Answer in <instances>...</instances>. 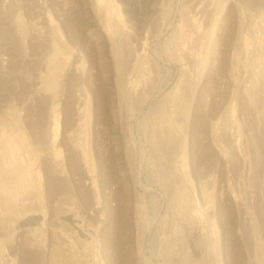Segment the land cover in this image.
<instances>
[{"label": "rangeland", "instance_id": "rangeland-1", "mask_svg": "<svg viewBox=\"0 0 264 264\" xmlns=\"http://www.w3.org/2000/svg\"><path fill=\"white\" fill-rule=\"evenodd\" d=\"M262 50L264 0H0V261L264 264Z\"/></svg>", "mask_w": 264, "mask_h": 264}, {"label": "bare ground", "instance_id": "bare-ground-1", "mask_svg": "<svg viewBox=\"0 0 264 264\" xmlns=\"http://www.w3.org/2000/svg\"><path fill=\"white\" fill-rule=\"evenodd\" d=\"M115 14V13H114ZM112 16V15H111ZM113 18V17H112ZM111 18V19H112ZM114 27V26H113ZM113 27H111V28H113ZM116 29L115 30H113L112 31V33H111V37L110 38H112V37H116L115 35H117L116 34ZM118 33V32H117ZM183 48V47H182ZM135 49V48H134ZM263 52H262V56L261 57H259L261 60H259V61H257L256 62V64H257V66L258 67H256L254 70L257 72V71H262V72H264V50H262ZM137 56V55H136ZM58 96V95H57ZM57 98H56V96L54 95L53 97H52V100H53V102L56 100ZM82 101H83V99L82 98H79L78 100H77V103H78V105H80L81 103H82ZM55 122V121H54ZM56 126H57V123H56ZM13 131V130H12ZM18 133L17 134H15L14 133V131H13V138H14V143L12 144V145H10L9 147H8V151H7V154H8V158L7 159H3V162L1 163V165H3L4 166V168H5V170H6V172H8V175L7 176H5V177H0V179H2V183L1 184H3V185H5V186H1L0 185V188L2 187V188H4V187H14V188H16L17 187V185H26L25 183H27V178H26V176L25 175H23V171L24 170H22V172H21V170L20 169H27V167L25 166H23V160L19 157V150L24 146H26V143H27V138H26V134H25V132L22 130V129H20V128H18ZM56 132H57V130H56ZM15 142L16 143H18L19 142V146L18 145H16L15 144ZM27 147H28V145H27ZM1 176V175H0ZM36 180V179H35ZM34 180V181H35ZM1 182V181H0ZM30 182H33V181H30ZM30 182H29V184H30ZM35 182H37V181H35ZM28 184V183H27ZM32 185V184H31ZM34 185V184H33ZM32 185V186H33ZM35 185H37V184H35ZM38 185H40V180L38 179ZM30 186V185H29ZM8 187V188H9ZM19 187V186H18ZM27 186H25L24 188H26ZM34 187V186H33ZM21 188L22 187H20V190H21ZM29 188H31V187H29ZM35 188V187H34ZM39 188L41 189V187L39 186ZM5 189H7V188H5ZM11 189H13V188H11ZM16 189H18V188H16ZM27 189H28V187H27ZM33 189V188H32ZM37 189V188H36ZM3 190V189H2ZM9 190H10V188H9ZM8 190V191H9ZM15 190V189H14ZM24 190V189H23ZM8 191H6V192H8ZM26 191V190H25ZM41 191V190H40ZM2 192H4V191H2ZM18 193V192H17ZM21 193H23L22 191H21ZM14 194V193H13ZM28 194V193H27ZM23 195V194H22ZM17 196V195H16ZM21 196V195H20ZM10 197V196H9ZM12 198L14 197L13 195L11 196ZM5 199V198H4ZM8 200V199H7ZM7 202V201H6ZM3 203V202H2ZM5 204H7V203H5ZM127 205V204H126ZM26 209H27V207H26ZM262 210H264V206H262ZM73 217V216H72ZM75 217V216H74ZM203 218V217H202ZM76 219H78V218H76ZM172 220V219H171ZM186 220V219H185ZM32 221H37V219H30L29 220V222H32ZM170 221V220H169ZM173 222V221H172ZM171 222V223H172ZM27 223V222H26ZM34 223V222H33ZM173 224V223H172ZM192 225V227H193V224H191ZM74 226H76L77 227V225H75L74 224ZM180 227H181V231L183 232H185V230H187V229H189L190 227H189V224H187V222H182L181 224H180ZM80 228V227H79ZM169 229H170V227H169ZM172 230V229H171ZM190 230V232H189V234H188V252L189 253H191V255H189V256H192V254H197V252L200 250V253H202L203 252V249H202V247L199 245V246H197V242H196V240H194V238H195V235H197L196 233H198L199 232V230H197L196 229V227H193V228H190L189 229ZM263 230V229H262ZM77 231V230H76ZM75 231V232H76ZM188 232V231H187ZM76 233H78V234H81V231H77ZM165 233V232H164ZM170 234V233H169ZM172 234V233H171ZM172 236H173V234H172ZM184 236V235H183ZM186 236V235H185ZM198 236V235H197ZM196 236V237H197ZM79 237V236H78ZM141 237V236H140ZM169 237H171V236H169ZM19 238V237H18ZM75 238H76V236H75ZM173 239V238H172ZM196 239V238H195ZM81 240V239H80ZM142 240V239H141ZM169 240H171V239H169ZM19 241V239H16L15 240V243L12 245V247L10 248V252L11 253H13V252H15V250L17 249V242ZM87 241V240H86ZM166 243V246H165V248H163L164 249V254H165V263L166 264H173V250H172V247L171 246H173L171 243H170V241L169 242H165ZM173 243V242H172ZM187 245V244H186ZM162 249V250H163ZM56 250V249H55ZM58 250V249H57ZM5 256L6 257H3L2 259H1V261H0V264H8L9 263V257H8V254H5ZM55 256H56V254H55ZM56 260V259H55ZM63 260V259H62ZM96 260V259H95ZM58 261V260H57ZM176 263V262H175Z\"/></svg>", "mask_w": 264, "mask_h": 264}]
</instances>
